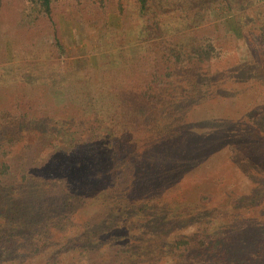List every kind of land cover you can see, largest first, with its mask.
Masks as SVG:
<instances>
[{"label": "rangeland", "instance_id": "1", "mask_svg": "<svg viewBox=\"0 0 264 264\" xmlns=\"http://www.w3.org/2000/svg\"><path fill=\"white\" fill-rule=\"evenodd\" d=\"M7 1L0 7V164L9 167L0 186V264H120V250L129 264H166V252L187 236L194 247L188 257L197 264H264V165L254 167L258 189L251 185L244 194L223 181L220 199L209 185L202 193L192 190L199 196L194 197L190 176L181 181L180 191L170 194H163L155 181H143L139 188L125 161L134 154L132 147L143 149L147 134L130 130L136 121L133 110L130 117L120 118L119 112L122 89H145L151 74L166 72L160 68L161 54L171 47L190 50L194 36L210 38L220 56L176 65L172 76L154 89L164 98L154 113L164 112L165 99L176 100L182 102L179 118L186 121L198 102L216 98L220 90L231 97L248 95L242 83L246 76H236L243 71L264 87V47L256 37L264 23V0H230L231 10L220 0L210 7L187 1L185 10L164 17L161 30L148 27L131 0L124 1L118 26L109 24L116 0H105V8L100 0L63 2L51 18L33 25L21 20L18 0ZM230 107L237 112L241 104ZM200 113L199 120L210 117ZM217 121L190 129L210 137ZM240 125L249 134L246 117ZM124 129L132 137L120 146L115 136L126 139ZM259 132L264 134V128ZM107 133L112 140L97 142ZM240 145L247 150L246 143ZM106 149L113 158L102 162L99 152ZM250 150L244 153L248 160L264 161L263 151L253 158ZM251 232L256 241L243 249L247 258L236 263L235 241L242 235V244L249 243ZM199 239L207 242L203 248L196 247ZM226 252L230 258L223 261L220 253ZM258 255L263 259L255 260Z\"/></svg>", "mask_w": 264, "mask_h": 264}, {"label": "trees", "instance_id": "2", "mask_svg": "<svg viewBox=\"0 0 264 264\" xmlns=\"http://www.w3.org/2000/svg\"><path fill=\"white\" fill-rule=\"evenodd\" d=\"M6 1V0H5ZM12 1L8 0L7 2ZM21 5V20L25 22L27 25H33V23L42 18H51L54 12V9L60 4H69L72 0H18ZM79 4L81 0H76ZM105 0H100V4L103 8L108 7L109 4H104ZM109 1V0H108ZM124 1L125 0H116L115 5L117 7V11L110 14L109 24H114L118 26L122 23V14L124 11ZM133 4L140 10V17L144 22H147V26L151 27L152 25L158 29H162L163 19L167 14L172 13L174 10H185L183 8L184 3L190 1L192 5H206L210 7V2H214L216 0H131ZM220 4L222 7H226L231 10L230 0H220ZM211 3V5H212ZM7 4H3V0H0V7H5ZM3 10V8H1ZM105 10V9H104ZM152 11V12H151ZM157 30V31H158ZM155 31V29H154ZM153 35L148 36V38L153 39ZM196 40L193 42L190 50L184 48H174L171 47L169 50H166L165 53L161 54L162 58V66L160 68L165 69V74H159L155 72L151 74L150 79L148 80V85L145 86V89H130L125 88L121 91V97L123 99V103L120 104V118L128 115L130 117L131 111L133 110L136 115L134 128L130 130L137 129L139 132H144L147 134L145 139H143L141 151L137 149H133V153H127L128 158L126 159V163L128 166H131L134 171V180L138 182L137 186L142 188V182L155 181L157 186L159 185L162 190V193L170 194L174 190L177 191L181 189V181L183 179H190L188 176L192 177L195 183L192 185L191 192L194 194L198 189L199 192L205 191L203 188L206 185H209L208 190L217 191L216 196L218 199L222 195H224V191L222 188L218 192V188L221 187V182H227L228 184H234L233 187H238L241 189V192L245 194L248 189H251V185L256 184L255 181V173L254 167L257 165H264V161L253 160L246 155H244L245 151H252L250 149H254L253 158L259 154V151L264 152V143H260L258 140L264 142V134L259 132L260 128H264L261 126L264 123V87L261 82L255 83L252 81V75L243 71L238 73L236 76L240 77L246 76V80L242 81L243 87L246 88L248 95H236L231 97L229 93L225 90H220L218 96L211 100H203L202 102H198L195 107H193L192 111H189L186 118L189 120H182L179 118L178 111L182 109L181 103H178L176 100H167L165 99L164 103V112L160 111V116L157 113H154V107L157 106V102L161 101L164 98L159 97L154 89L158 85H162L165 82V77L172 76V69L179 64L182 66L185 63H207L212 60V58L219 57L220 52L216 47L213 41L210 38H201L200 40L194 36ZM257 39L260 44L264 47V23L259 30V33L256 34ZM57 38V42L59 47L62 46L59 38ZM65 47H62V52H65ZM163 59L165 62H163ZM165 63V64H164ZM263 77H261L262 79ZM203 80V79H202ZM263 80V79H262ZM236 82V81H235ZM204 84V83H202ZM231 84V83H229ZM237 87V85H235ZM234 90V91H233ZM258 90H262L261 95L258 92L256 95L255 92ZM231 92H236V88L232 89ZM252 92L249 96V93ZM235 94V93H234ZM246 96V97H245ZM198 97V96H197ZM196 98V96L194 97ZM199 98V97H198ZM234 103H240L241 107L237 108V112L232 109L230 106ZM186 105V104H185ZM206 108V109H205ZM244 108L247 111L241 115L244 111ZM74 107L71 109L73 110ZM53 110H58V107L55 105ZM202 111H206L210 114V117L204 116V118L199 120ZM46 112V111H45ZM122 112V114H121ZM180 112V111H179ZM191 113V114H190ZM47 114V113H46ZM142 114L141 118H138L139 115ZM127 117V118H128ZM221 117V118H219ZM229 117V119L227 118ZM248 119L249 134H243L241 131L240 122L244 118ZM112 121L115 123V114L111 116ZM123 119L119 120L118 124H122L124 121L128 120ZM219 118V119H218ZM210 119V121H209ZM213 119V120H211ZM262 121H259V120ZM218 120L217 127L214 134L210 133V137H199L196 136V132L192 131L190 128L193 125H211V121ZM254 120V121H253ZM190 121V122H188ZM194 121V122H193ZM220 121V122H219ZM117 124V123H116ZM116 126V125H115ZM140 127V129H139ZM142 127V128H141ZM222 127V128H221ZM125 128V127H124ZM219 128V129H218ZM116 129V128H115ZM127 129V127H126ZM124 129V130H126ZM212 132V131H211ZM230 133V135H229ZM106 136H98L97 142H104L106 140L103 139H113L112 133H107ZM125 138L122 140L121 136H115V141H121V145H125L127 141L132 137V134L129 130H126ZM211 138V139H210ZM231 138V139H230ZM257 140V141H255ZM256 142V144H255ZM239 143V144H238ZM246 143L247 150L241 148L240 144ZM238 144V145H237ZM240 146V147H238ZM243 149V152H242ZM211 150L209 153L208 151ZM234 152H241L240 155H234ZM234 153V154H233ZM99 159L102 162H109L113 158V154L105 151L99 152ZM115 157H121L120 154H115ZM71 156H68L67 160H65V167L69 165V159ZM101 158L105 159L103 161ZM239 160L243 162L245 167L239 165ZM109 160V161H107ZM76 160L71 161L72 163ZM245 161V162H244ZM249 161V162H248ZM231 163L230 165H228ZM134 164V165H133ZM136 165V166H135ZM228 165V166H227ZM139 166L140 168H137ZM224 168H227L225 171ZM9 167L7 164H0V186H1V178L8 171ZM223 170L224 172H218ZM209 172L208 177L206 179H201L202 174ZM110 172H108L109 174ZM226 175V176H225ZM204 180V181H203ZM259 178H257V181ZM203 184V185H201ZM224 183H222L223 185ZM259 186L255 187V190L258 189ZM194 190V191H192ZM194 197H199L198 194L194 195ZM197 198H195L196 200ZM114 230L110 232L116 233ZM252 231V230H251ZM109 233V232H108ZM72 239H76L78 237H71ZM192 237H182L174 242L173 247L170 251H167L165 261L166 264H171L173 260H179V263L175 264H197L191 256L193 251V245L191 242ZM242 235L241 241H235V245L233 246V254L237 253L238 258H234V261L237 263L241 259H246L247 255H244V248H250L252 243L256 241V238L251 232L248 234L246 239H248L249 243L242 244ZM76 247L78 248L77 239L75 241ZM207 244L204 239H199L196 247L203 248ZM123 254L120 264H129V257L127 256L125 251H118L117 254ZM195 251L193 254L195 255ZM221 260L228 261L230 257H228L229 253H220ZM170 257V258H167ZM263 259L261 255L255 258V260ZM221 262V261H220ZM110 264V263H108ZM200 264H207L206 261H203ZM212 264V263H210Z\"/></svg>", "mask_w": 264, "mask_h": 264}]
</instances>
